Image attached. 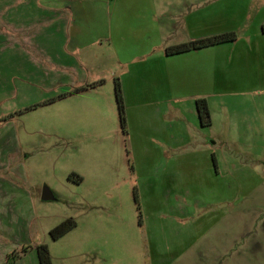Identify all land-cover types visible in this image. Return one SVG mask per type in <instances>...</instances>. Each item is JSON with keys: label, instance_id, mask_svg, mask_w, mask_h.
<instances>
[{"label": "rangeland", "instance_id": "374dc122", "mask_svg": "<svg viewBox=\"0 0 264 264\" xmlns=\"http://www.w3.org/2000/svg\"><path fill=\"white\" fill-rule=\"evenodd\" d=\"M89 1L110 15L128 6L166 7L153 21L178 44L184 41L183 16L173 13L196 9L198 29L228 24L240 37L258 7L257 1L247 10L246 0ZM114 49L104 44L96 60L50 68L40 58L17 63L16 49L0 46L13 74L8 85L0 82V119L14 116L8 129L17 132L21 174L9 179L23 190L17 205L24 212V227L9 228L15 241L0 232V245L17 244L19 256L24 246L46 245L51 264H264V80L253 93L216 88L208 97L212 126L198 128L190 142L171 148L155 135L176 133L170 112L165 116L159 105H147L141 90L137 107L129 104L134 95H127L123 133L113 79L126 70L131 48L118 44V56ZM49 73L53 84H35L41 77L47 81ZM91 83L98 88L81 92ZM191 95L189 90L186 96ZM190 103L195 105L192 98L183 104ZM212 155L218 160L215 177L202 166ZM161 160L182 168L157 169L154 162ZM44 187L54 200H41ZM70 218L75 227L52 240L49 232Z\"/></svg>", "mask_w": 264, "mask_h": 264}, {"label": "crops", "instance_id": "0c3cea01", "mask_svg": "<svg viewBox=\"0 0 264 264\" xmlns=\"http://www.w3.org/2000/svg\"><path fill=\"white\" fill-rule=\"evenodd\" d=\"M20 1L0 0V46L15 48L18 55L16 62L17 59L23 62L24 58L28 62H38L40 58L42 63L48 64V67L50 65V68L56 63L76 62L80 65L86 58L96 60L101 57L97 50L104 44L112 49H116L118 44L130 47L131 49L125 53L126 70L116 78L121 86L123 104L127 107V95H134V101L129 104L137 107L139 103L136 97L141 90L146 95L147 105H159L165 116L170 112L176 133L169 136L160 131L155 135H158L163 145L171 148H180L184 142H190L192 133L198 128L212 126L213 113L208 97L215 94L216 88L231 86L239 90L235 91L238 93H253L260 89V83L264 80V33L261 31L264 24V0H246L247 10L257 1L258 7L251 15L252 20L246 31L244 30L245 32L234 42L172 56H166L164 50L178 43H172L170 40L172 33H164L160 22L153 21V17L158 13L160 16L167 13L166 7L157 10L156 7L151 9L148 6L136 8L128 6L115 9L110 15L105 7H96L89 0H34V2L22 0L29 2L19 6ZM114 1L107 0L106 4ZM224 1L218 0L217 3ZM13 3L15 6H12ZM199 12L195 9L186 13H170L183 16L181 20L183 43L236 29V26L228 24L198 29ZM262 13L263 18L259 19ZM248 14L250 16V12ZM222 15L224 19V11ZM124 16L126 19H123ZM123 20L127 21V24L122 23ZM24 48L30 50L29 54L22 53ZM86 51L88 54H84ZM116 55L118 56L117 53ZM64 67L71 70L70 66ZM8 71L3 57H0V82L3 85H8L7 80L13 75ZM46 79L47 81L41 77L40 82L36 81L35 84L48 86L54 83L52 73L47 74ZM70 83L77 84L73 80ZM97 88L96 84L91 83L80 90L92 91ZM189 90L192 95L186 96ZM156 94L161 97L156 98ZM189 98H192L194 104L198 98L206 99L211 119L210 126L200 125L195 105L190 103L191 105L184 106L183 103L189 101ZM13 118L14 116L0 119V223L4 224V227L0 226V232L7 240L15 241V236L9 228L21 229L24 224V212L21 205H17L23 197V190L9 179V174L15 176L21 174L20 166H17L19 153L15 142L17 132L8 129ZM209 143L213 146L215 144L212 141ZM161 155V158L165 159L163 155L166 153ZM217 163L218 160L212 155L211 160L204 161L202 166L203 169H207V173L211 169V176L215 177ZM154 165L157 169L182 168L180 164L178 167L173 164L167 165L163 160L154 162ZM173 202L177 207L179 202L177 204L176 201ZM36 246H26L28 249L25 253H21L22 255L15 261L8 262L7 256L17 251L18 247L17 244H2L0 264H39Z\"/></svg>", "mask_w": 264, "mask_h": 264}, {"label": "trees", "instance_id": "16d2710c", "mask_svg": "<svg viewBox=\"0 0 264 264\" xmlns=\"http://www.w3.org/2000/svg\"><path fill=\"white\" fill-rule=\"evenodd\" d=\"M261 31L264 33V24L261 26ZM237 39V35L235 32H227V33H222L202 39H197V40H192L186 43H181L178 45L174 46H168L165 50L164 53L166 56H172V55H177L181 53H186L189 51L193 50H198L210 46H215L223 43H228V42H234ZM113 85H114V97H115V102L117 106V112H118V117H119V123L121 126V129L123 130V133L125 134V111H124V104H123V98H122V90L120 83L118 79L113 80ZM195 107L196 111L198 114L199 122L200 125L203 127H208L211 125V119H210V114L207 106V101L205 98H198L195 100ZM13 115H8L6 119L12 118ZM77 181H80V178H77ZM134 202L137 207V211L139 213V223L141 224V213H140V208L137 203V198L136 195L134 194ZM75 222L73 219H67L55 228H53L49 234L52 240H57L61 236H63L65 233L70 231L75 227ZM36 252L38 256V261L39 264H51V259L49 255V251L46 245H38L36 246ZM27 250L25 247L22 249L20 253H25ZM19 258V255L16 251H13L7 256V261L8 262H13L16 259Z\"/></svg>", "mask_w": 264, "mask_h": 264}, {"label": "water", "instance_id": "95a60500", "mask_svg": "<svg viewBox=\"0 0 264 264\" xmlns=\"http://www.w3.org/2000/svg\"><path fill=\"white\" fill-rule=\"evenodd\" d=\"M41 200L42 201H52L54 200L53 194L47 187H44L41 191Z\"/></svg>", "mask_w": 264, "mask_h": 264}]
</instances>
